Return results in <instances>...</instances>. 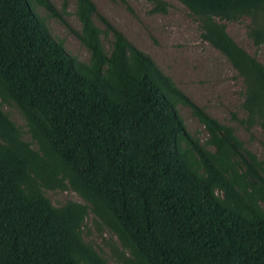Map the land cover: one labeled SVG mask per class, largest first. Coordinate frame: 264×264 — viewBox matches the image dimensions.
Instances as JSON below:
<instances>
[{
  "label": "trees",
  "instance_id": "1",
  "mask_svg": "<svg viewBox=\"0 0 264 264\" xmlns=\"http://www.w3.org/2000/svg\"><path fill=\"white\" fill-rule=\"evenodd\" d=\"M144 1L150 13L167 12L162 0ZM177 1L241 80L244 117L232 119L264 130V65L226 31L245 18L247 37L263 45L264 0ZM37 8L63 21L50 0H0V264H107L84 239L89 219L115 237L106 245L117 264H264V159L92 0H75L72 31L86 63L52 37ZM102 35L112 37L108 52ZM2 105L18 110L24 132ZM178 105L203 127L202 143ZM55 191L81 201L54 205Z\"/></svg>",
  "mask_w": 264,
  "mask_h": 264
},
{
  "label": "rangeland",
  "instance_id": "2",
  "mask_svg": "<svg viewBox=\"0 0 264 264\" xmlns=\"http://www.w3.org/2000/svg\"><path fill=\"white\" fill-rule=\"evenodd\" d=\"M55 9L62 13V20L49 17L48 13L37 8L43 17L52 37L62 42L65 50L81 62L88 61V51L72 31L78 32L80 24L75 16V0H50ZM97 12L118 29L136 48L149 55L156 66L168 76L176 87L195 105L202 108L219 123L234 129L235 136L244 147L264 159V130L255 126L244 129L232 119L244 117L240 104L242 83L226 58L200 38L198 22L177 0H162L167 5L166 13H150L152 5L144 0H92ZM132 12H131V11ZM70 26V28L67 26ZM95 24L104 29L99 21ZM245 18L226 24V31L238 46L246 50L264 65V44L255 47L246 35ZM103 36V35H102ZM101 36L104 51L108 52L112 37ZM2 110L22 132L26 129L18 110L11 105H2ZM178 113L186 130L202 143L207 137L203 127L191 115L190 108L178 105ZM25 140L28 135L23 134ZM47 196L54 205L66 200H81L69 191L48 192ZM84 239L100 249L107 258V264H117L110 254L111 245L116 239L105 230L98 232L91 220H87ZM108 243L109 246L106 245Z\"/></svg>",
  "mask_w": 264,
  "mask_h": 264
}]
</instances>
